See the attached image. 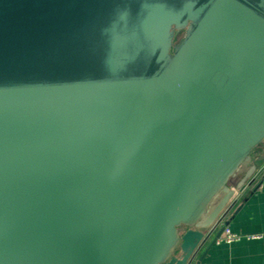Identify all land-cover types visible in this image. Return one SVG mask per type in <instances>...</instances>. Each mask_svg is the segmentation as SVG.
<instances>
[{
  "label": "water",
  "instance_id": "95a60500",
  "mask_svg": "<svg viewBox=\"0 0 264 264\" xmlns=\"http://www.w3.org/2000/svg\"><path fill=\"white\" fill-rule=\"evenodd\" d=\"M262 144L264 0H0V264H201Z\"/></svg>",
  "mask_w": 264,
  "mask_h": 264
},
{
  "label": "crops",
  "instance_id": "0c3cea01",
  "mask_svg": "<svg viewBox=\"0 0 264 264\" xmlns=\"http://www.w3.org/2000/svg\"><path fill=\"white\" fill-rule=\"evenodd\" d=\"M252 157L254 172L241 186L231 184L232 202L220 218L221 227L225 223L242 237L233 242H215L201 264H264V144L254 150ZM221 227L209 234L196 259ZM256 234L260 236L251 237Z\"/></svg>",
  "mask_w": 264,
  "mask_h": 264
},
{
  "label": "built area",
  "instance_id": "2783aa9c",
  "mask_svg": "<svg viewBox=\"0 0 264 264\" xmlns=\"http://www.w3.org/2000/svg\"><path fill=\"white\" fill-rule=\"evenodd\" d=\"M220 225L221 227V222L220 220L218 221L217 227ZM222 227H224L222 236H220L216 242H221V241H225V242H233L235 240H239L242 235L239 233H236L234 231L231 230V228L229 227V225L222 223ZM216 230V228L214 229V231ZM259 234L256 235H252L251 237H259Z\"/></svg>",
  "mask_w": 264,
  "mask_h": 264
},
{
  "label": "flooded vegetation",
  "instance_id": "af4514ba",
  "mask_svg": "<svg viewBox=\"0 0 264 264\" xmlns=\"http://www.w3.org/2000/svg\"><path fill=\"white\" fill-rule=\"evenodd\" d=\"M182 36H184V33L182 34Z\"/></svg>",
  "mask_w": 264,
  "mask_h": 264
}]
</instances>
